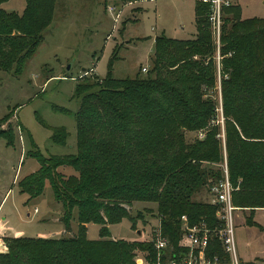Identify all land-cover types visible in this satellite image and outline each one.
Listing matches in <instances>:
<instances>
[{"label":"trees","instance_id":"obj_1","mask_svg":"<svg viewBox=\"0 0 264 264\" xmlns=\"http://www.w3.org/2000/svg\"><path fill=\"white\" fill-rule=\"evenodd\" d=\"M57 2L26 0L22 14L0 8V71L23 74L45 39ZM210 16L211 5L197 1L195 39L157 37L148 75L117 80L109 72L100 85L78 83L77 153L45 158L32 142L30 155L41 167L21 182L23 192L38 197L49 181L65 210V232H72L77 209L78 233L59 239L4 238L8 251L0 253V264H135V249L148 252L155 263L153 242L107 239L109 227L124 219L135 225L127 207L137 202L157 205L161 233L170 242L165 260L181 258L184 216L191 227L204 223L213 230L221 223L218 206L196 198L223 179V168L208 165L225 160L235 208L264 209V20L242 19L238 6L224 7L218 65ZM218 76L225 158L211 97ZM13 130L0 131V138L12 144ZM198 132L204 138L187 141L186 133ZM52 139L65 146L68 134L55 129ZM60 168L74 174L65 177ZM90 224L101 227L99 240L88 239ZM207 257L231 263L214 236Z\"/></svg>","mask_w":264,"mask_h":264},{"label":"rangeland","instance_id":"obj_2","mask_svg":"<svg viewBox=\"0 0 264 264\" xmlns=\"http://www.w3.org/2000/svg\"><path fill=\"white\" fill-rule=\"evenodd\" d=\"M197 1L200 0H58L45 39L23 74L16 77L0 71V131L14 128L12 144L0 138V232L3 230L10 237L44 239L72 237L78 233L77 209L71 220L72 232H65V210L56 200L49 181L38 197L23 192L21 182L41 167L30 155L35 150L31 143L34 142L45 158L76 154L78 83L100 85L109 72L117 80L148 75L153 68L157 37L196 38ZM231 2L240 8L242 19L264 20V0ZM25 6L26 0H8L0 8L22 14ZM213 38L217 42L219 65L221 40L218 43L215 36ZM143 68H147V73ZM216 80L217 91L211 97L217 103V123L222 127L219 138L225 158L221 77ZM55 129H64L68 134L65 146L53 141ZM197 137L204 138L203 132L186 133L189 142ZM225 164L226 160L208 167L222 169ZM59 172L65 177L74 174L70 168H60ZM196 200L214 202L208 189ZM127 208L135 225L131 219H124L109 227L107 239L152 242L160 227L157 205L137 202ZM233 221L239 263L264 264V209L254 213L235 211ZM224 227V224L218 226L219 229ZM100 229L99 225H88V239L99 240ZM5 234H0V249L7 252ZM133 253L135 264H152L148 252L135 249Z\"/></svg>","mask_w":264,"mask_h":264},{"label":"built area","instance_id":"obj_3","mask_svg":"<svg viewBox=\"0 0 264 264\" xmlns=\"http://www.w3.org/2000/svg\"><path fill=\"white\" fill-rule=\"evenodd\" d=\"M202 3L211 5L210 22L212 25V32L218 43L221 39V31L223 25V8L230 7L232 5L231 0H200ZM113 10L111 9V12ZM142 71L147 73V68H143ZM224 176L219 182H215L211 187L210 193L214 198L212 204L218 206L216 216L224 224V229H208L203 223L191 227L189 225L186 216L182 218L183 236L180 242V247L185 251L182 253V257H174L169 259V245L170 242L165 238L160 230L155 231V237L152 242L154 243L155 250L157 252V259L152 264H219L218 259L214 261L207 257V250L210 244L211 238L217 237L219 241L225 247L226 253L230 255V264H240L236 253V242L234 234V221L233 213L238 209L233 204L232 193L234 188L231 184L227 163L223 168Z\"/></svg>","mask_w":264,"mask_h":264},{"label":"crops","instance_id":"obj_4","mask_svg":"<svg viewBox=\"0 0 264 264\" xmlns=\"http://www.w3.org/2000/svg\"><path fill=\"white\" fill-rule=\"evenodd\" d=\"M25 8H26V6H25ZM24 8V9H25ZM258 210V209H257ZM237 211H243V212H247V211H249L250 212V210H237ZM256 212V211H255ZM4 220V219H3ZM1 225L3 226V222L1 223ZM88 227V226H87ZM0 234H5L4 233V231L2 230L1 232H0ZM4 236H6V234L4 235ZM6 237H10V236H6ZM4 251L2 250V249H0V253H3Z\"/></svg>","mask_w":264,"mask_h":264},{"label":"water","instance_id":"obj_5","mask_svg":"<svg viewBox=\"0 0 264 264\" xmlns=\"http://www.w3.org/2000/svg\"><path fill=\"white\" fill-rule=\"evenodd\" d=\"M68 69H70V66L68 67ZM140 234V233H139Z\"/></svg>","mask_w":264,"mask_h":264}]
</instances>
